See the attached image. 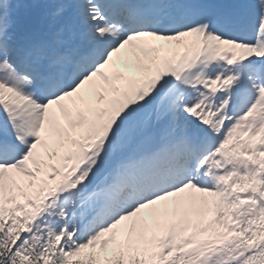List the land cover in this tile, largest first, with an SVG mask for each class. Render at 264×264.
<instances>
[{
    "label": "snow or ice",
    "instance_id": "6c2138e0",
    "mask_svg": "<svg viewBox=\"0 0 264 264\" xmlns=\"http://www.w3.org/2000/svg\"><path fill=\"white\" fill-rule=\"evenodd\" d=\"M0 264H264V0H0Z\"/></svg>",
    "mask_w": 264,
    "mask_h": 264
}]
</instances>
